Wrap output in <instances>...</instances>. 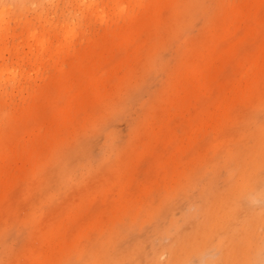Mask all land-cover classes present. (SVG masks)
I'll return each mask as SVG.
<instances>
[{"label":"rangeland","instance_id":"1","mask_svg":"<svg viewBox=\"0 0 264 264\" xmlns=\"http://www.w3.org/2000/svg\"><path fill=\"white\" fill-rule=\"evenodd\" d=\"M0 264H264V0H0Z\"/></svg>","mask_w":264,"mask_h":264},{"label":"bare ground","instance_id":"2","mask_svg":"<svg viewBox=\"0 0 264 264\" xmlns=\"http://www.w3.org/2000/svg\"><path fill=\"white\" fill-rule=\"evenodd\" d=\"M152 10H154L153 6H152V8H149V9H148V11H147V14H146V15H148V14H149V15H151V14H152V12H153ZM133 12H134V13H133L134 15H137V14H138V13H137L135 10H133Z\"/></svg>","mask_w":264,"mask_h":264}]
</instances>
